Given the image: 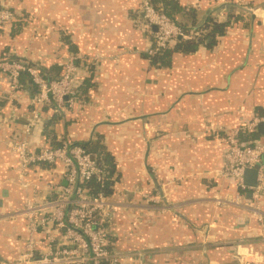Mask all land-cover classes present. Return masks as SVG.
<instances>
[{"label": "crops", "instance_id": "0c3cea01", "mask_svg": "<svg viewBox=\"0 0 264 264\" xmlns=\"http://www.w3.org/2000/svg\"><path fill=\"white\" fill-rule=\"evenodd\" d=\"M175 1L191 8L193 19L174 14L190 30L208 18L239 20L211 45L155 67L140 0H0L16 18L0 30V58H23L46 73L72 62L74 87L84 86L73 108L46 105L45 130H32L28 145L99 140L109 153L119 196L109 200L117 207L107 230L116 263L106 264H264V189L254 201L219 174L229 131L264 118V0ZM9 92L0 74V264H15L25 249V204L65 185L56 163L31 166L30 186H20L11 147L25 138L36 91L26 83L16 99ZM216 194L242 195V205H217ZM34 244V256L45 252L41 232Z\"/></svg>", "mask_w": 264, "mask_h": 264}, {"label": "built area", "instance_id": "2783aa9c", "mask_svg": "<svg viewBox=\"0 0 264 264\" xmlns=\"http://www.w3.org/2000/svg\"><path fill=\"white\" fill-rule=\"evenodd\" d=\"M145 25L153 28L152 42L146 53L150 56L169 48L176 39L189 40L198 35V31L184 32L183 27L170 18L162 10H158L150 0H140L139 6ZM16 20L12 10L0 7V30H6ZM0 74L8 79L9 99H16L21 89V79H27L28 84L36 91L35 108L31 120L24 129L25 138L18 145L13 144L11 150L18 158L20 168V186L27 189L30 186L25 178L31 166L46 164H62L64 168L65 185L49 190L55 193V199L48 198L40 203L27 202L21 210V215L28 222V237L24 251L17 257L15 264H106L116 263V258L109 250V233L98 216H108L116 210V205L109 201L101 190L104 173L82 145L65 142L58 148L43 146L36 150L30 147L29 135L37 124L41 107L52 106L54 112L64 108H73L77 97L70 93L75 88L76 69L72 62L64 64L61 76L49 79L40 65L23 58H0ZM264 118L256 117L248 125L230 130L226 138V149L223 153L224 165L220 176L233 180L240 190H249L243 184V174L246 169L257 170V187L252 189L254 201L259 199L264 189V144L252 147H241L238 134L240 131H255ZM94 180L100 184V190L95 195H89L83 184ZM241 196L223 200L217 194L214 201L217 205L241 206ZM261 220L259 210L255 211ZM63 232L57 237L55 232ZM41 232L46 242V250L39 256H34V234Z\"/></svg>", "mask_w": 264, "mask_h": 264}, {"label": "trees", "instance_id": "16d2710c", "mask_svg": "<svg viewBox=\"0 0 264 264\" xmlns=\"http://www.w3.org/2000/svg\"><path fill=\"white\" fill-rule=\"evenodd\" d=\"M163 4V7L159 5V3ZM151 4L154 5V7L158 10H162L164 13H166L170 18L178 22L176 15L177 14H182L186 19L190 18L193 19V14H191V8H186V7H180V5L175 1V0H150ZM0 7H3L0 4ZM176 14V15H174ZM239 16L236 15H230L228 17V21L224 23H218L216 22L213 18H208L204 25L199 27L196 31H198V35L193 36L189 40H182V39H176L175 42L169 46V48L163 49L156 53L153 56L149 57L150 64L154 65L155 67H164L167 66L171 60V56L175 52H181V53H191L194 52L197 48H199L202 45H206L207 41L211 39L210 45L213 43L214 39L217 36L223 35L228 27L230 26V23L232 21H238ZM182 27L184 32L189 33L191 30L187 25L184 23L178 22ZM45 71V70H43ZM46 73V71H45ZM48 73L50 75H48ZM47 76L49 79H57L61 76L62 73V67L58 64L55 66L49 68ZM28 83L27 79L24 78L23 81L21 80V87L23 85H26ZM25 87V86H24ZM79 90H84V86H79L78 88H74L70 96L71 97H77L80 96ZM32 107H35V101H33V104H31ZM48 108L46 106L41 107L39 111V118L37 120V124L35 128L33 129L32 135H34L38 130L43 131L45 130V125H46V117H44L45 109ZM30 117L27 119L29 120ZM48 131L45 132V134L49 135L47 133ZM41 133V132H40ZM239 138V145L241 147H252L257 144L262 143V137L261 133L258 132V130L255 131H240L238 134ZM63 142H57V143H49V144H44L45 146H48L50 148H58L62 146ZM84 149L91 154L92 158L94 161L100 166L104 173V180L102 183L101 190L103 193L107 196L109 200H116L119 196V192H117L114 189V181H115V166L111 160V157L109 153L106 152L104 146L100 143L99 140H96L90 144H86L83 146ZM50 167V166H49ZM84 190L89 194V195H95L96 193L99 192L100 190V184L97 183L94 180H90L86 183L83 184ZM241 194L244 193L243 190H239ZM55 193H50L47 195V198H54L53 196ZM56 196V195H55ZM98 221L100 223H104L105 229L109 230L110 224H111V214L108 216H98L97 217ZM62 234L61 231L55 232L56 237H59ZM110 234L108 235V237ZM111 237V236H110ZM110 250V249H109Z\"/></svg>", "mask_w": 264, "mask_h": 264}, {"label": "water", "instance_id": "95a60500", "mask_svg": "<svg viewBox=\"0 0 264 264\" xmlns=\"http://www.w3.org/2000/svg\"><path fill=\"white\" fill-rule=\"evenodd\" d=\"M260 128L264 129V124L259 125ZM264 155L262 157L263 161ZM257 170L256 169H246L243 174V184L250 191L257 187ZM248 196H251V193L248 192Z\"/></svg>", "mask_w": 264, "mask_h": 264}]
</instances>
